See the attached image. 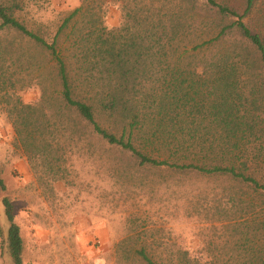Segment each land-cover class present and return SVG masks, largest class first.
<instances>
[{"label": "trees", "instance_id": "16d2710c", "mask_svg": "<svg viewBox=\"0 0 264 264\" xmlns=\"http://www.w3.org/2000/svg\"><path fill=\"white\" fill-rule=\"evenodd\" d=\"M51 1L0 0V105L37 183L53 191L93 168L125 184L133 177L218 182L214 222L260 236L239 248L237 264H264L260 0H81L52 36L19 17ZM109 8L120 12L115 27L106 25ZM18 88L36 89L37 100L24 103ZM6 191L0 176L8 222L6 235L0 224L1 245L12 264H23ZM161 249L167 255L159 259L147 245L133 253L143 264H224Z\"/></svg>", "mask_w": 264, "mask_h": 264}, {"label": "rangeland", "instance_id": "374dc122", "mask_svg": "<svg viewBox=\"0 0 264 264\" xmlns=\"http://www.w3.org/2000/svg\"><path fill=\"white\" fill-rule=\"evenodd\" d=\"M80 5L81 0H52L43 9L31 8L19 17L30 28L41 27L52 36L61 20ZM259 5L257 17L264 16V0ZM105 21L108 27L117 26L120 12L109 8ZM19 89L16 97L24 103L37 100L36 89ZM90 173L71 177L74 184L58 182L53 191L41 187L17 148L13 126L0 105V176L7 188L1 196L8 197L14 207L24 241L23 264H143L133 253L142 245L155 259L166 257L161 248L170 245L187 250L201 262L237 264L244 260L239 248L260 240V236H245L243 227L214 222L215 202L223 187L218 182L133 177L125 184L118 177H104L101 168ZM242 219L246 218L239 222ZM0 224L6 235L8 222L1 199ZM1 240L0 264H12Z\"/></svg>", "mask_w": 264, "mask_h": 264}]
</instances>
